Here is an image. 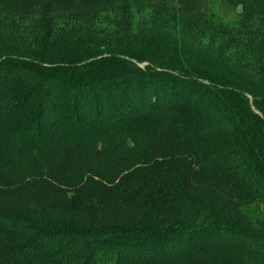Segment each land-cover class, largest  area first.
Here are the masks:
<instances>
[{"label":"trees","instance_id":"16d2710c","mask_svg":"<svg viewBox=\"0 0 264 264\" xmlns=\"http://www.w3.org/2000/svg\"><path fill=\"white\" fill-rule=\"evenodd\" d=\"M112 1L0 0V264H264V0Z\"/></svg>","mask_w":264,"mask_h":264},{"label":"rangeland","instance_id":"374dc122","mask_svg":"<svg viewBox=\"0 0 264 264\" xmlns=\"http://www.w3.org/2000/svg\"><path fill=\"white\" fill-rule=\"evenodd\" d=\"M113 3H119V0H113ZM128 3H138L137 0H129ZM133 10H136L140 7V5L133 4L131 5ZM152 13V14H151ZM156 13L152 12V9L150 7L145 8L141 13L137 14V17H135L136 22H145L149 21L151 26L156 27L158 24L162 25V20H160L156 15ZM150 19V20H147ZM144 65H140V67H143Z\"/></svg>","mask_w":264,"mask_h":264}]
</instances>
